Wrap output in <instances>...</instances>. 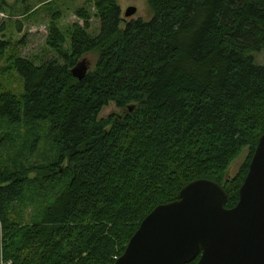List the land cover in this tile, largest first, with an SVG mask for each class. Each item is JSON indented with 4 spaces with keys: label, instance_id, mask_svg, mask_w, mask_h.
I'll list each match as a JSON object with an SVG mask.
<instances>
[{
    "label": "trees",
    "instance_id": "obj_1",
    "mask_svg": "<svg viewBox=\"0 0 264 264\" xmlns=\"http://www.w3.org/2000/svg\"><path fill=\"white\" fill-rule=\"evenodd\" d=\"M147 2L152 19L121 29L115 0H94L96 36L78 10L69 51L54 16L46 46L63 64L11 59L23 94L0 95V125L31 129L27 158L46 125L56 157L35 179L21 163L0 168V264H115L145 217L196 180L219 184L226 209L237 204L264 129V67L252 56L264 51V0ZM88 54L96 64L78 80L71 70ZM110 104L122 115L101 118Z\"/></svg>",
    "mask_w": 264,
    "mask_h": 264
},
{
    "label": "water",
    "instance_id": "obj_2",
    "mask_svg": "<svg viewBox=\"0 0 264 264\" xmlns=\"http://www.w3.org/2000/svg\"><path fill=\"white\" fill-rule=\"evenodd\" d=\"M135 14L131 7L124 16ZM71 73L78 80L86 74L80 62ZM226 200L215 182L187 184L178 200L145 217L115 264H264V129L237 204L226 209Z\"/></svg>",
    "mask_w": 264,
    "mask_h": 264
},
{
    "label": "rangeland",
    "instance_id": "obj_3",
    "mask_svg": "<svg viewBox=\"0 0 264 264\" xmlns=\"http://www.w3.org/2000/svg\"><path fill=\"white\" fill-rule=\"evenodd\" d=\"M94 0H5L6 5L0 12V43H6L4 56L0 59V95L12 93L21 96L23 94L22 80L19 75L12 70L11 59L19 57L33 62L36 66H41L48 60H55L63 64L57 53L50 51L46 46L48 29L51 20L55 16L58 28L65 36L64 50L69 51L70 34L72 25L82 26L83 22L78 19L77 11L85 10L90 15L89 30L91 36H96L99 32V20L95 17L93 5ZM121 11L123 23L135 20L149 22L152 13L147 0H115ZM135 8L136 14L130 18H125L124 14L128 8ZM254 64L264 67V51L252 54ZM97 57L88 54L82 57L80 64L84 73L94 69ZM111 115L120 116L122 113L113 104L104 108L100 114L101 118ZM39 139V146L34 155L27 158L25 155L27 143L31 140V129L20 127L11 130L0 125V168L3 166L12 168L14 164H24L28 169H32L30 179H35L40 165L50 163L56 154L47 142V126L40 125L32 130ZM249 151L243 149L240 156L230 165L227 170V180L233 181L240 174L244 163L248 160ZM35 167V168H34ZM65 167H60V172ZM41 172V171H40ZM39 172V173H40ZM43 191V190H42ZM21 221L24 224L30 222L34 216L33 207L26 206L20 210ZM23 224V225H24Z\"/></svg>",
    "mask_w": 264,
    "mask_h": 264
}]
</instances>
